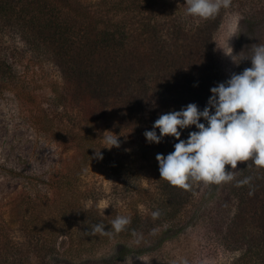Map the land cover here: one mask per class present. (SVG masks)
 Here are the masks:
<instances>
[{
    "label": "trees",
    "instance_id": "trees-1",
    "mask_svg": "<svg viewBox=\"0 0 264 264\" xmlns=\"http://www.w3.org/2000/svg\"><path fill=\"white\" fill-rule=\"evenodd\" d=\"M185 3L0 0V91L17 84L10 58L18 51L27 50L55 65L64 85L52 83L53 101L62 110L52 115L43 108L35 121L55 139L73 142L79 155L75 166L51 183L54 199L24 200L21 235L0 215V264H61L62 237L67 238V254L72 257L78 256L73 250L84 255L113 240L145 242L143 247L123 246L98 261L112 264L129 254L159 248L201 217L198 209H192L195 183L184 190L160 179L156 156L174 151L178 141L164 137L159 144H149L144 136L161 114L179 111L189 103L202 110L210 89L224 82L214 39L225 8L212 18L199 19L186 14ZM257 19L251 13L244 24L254 30ZM196 130L194 126L184 130L181 139ZM107 132L130 143L133 159L129 156L125 161L114 147L102 148L110 147L101 138ZM99 150L102 159L96 156ZM137 158L148 163L150 186L135 175ZM97 161L107 163L125 185L128 175L137 179L127 212L113 203L103 211L80 185L85 169ZM245 179L248 183H239ZM219 198L215 211L220 237L235 253L228 264H264V170L251 161L243 162ZM153 211L160 216L153 219ZM118 215L131 218L124 231L91 233L99 223L111 230V221ZM91 262L96 263L87 258L83 264Z\"/></svg>",
    "mask_w": 264,
    "mask_h": 264
},
{
    "label": "rangeland",
    "instance_id": "rangeland-1",
    "mask_svg": "<svg viewBox=\"0 0 264 264\" xmlns=\"http://www.w3.org/2000/svg\"><path fill=\"white\" fill-rule=\"evenodd\" d=\"M251 13L258 18V26L254 30L244 24ZM214 41L223 81L233 73L238 74L251 67L253 48L257 44H264V0H231ZM228 43L233 49V55H237V62L245 58L239 65L223 53L221 48L228 50ZM10 61L17 84L0 91V215L12 231L21 235V205L24 200L30 197L40 203V200L54 199L56 193L51 183L59 175L71 170L79 155L73 142L55 139L35 121L43 108L52 115L62 110L53 101L52 91V83L64 85L61 71L48 61L34 57L27 50L16 52ZM120 142L122 147H114L116 153L125 161L129 160V156L133 159L134 151L130 152V143L127 140ZM138 158L134 161L138 165L135 175L141 176L142 183L150 186L152 176L148 163ZM242 163L238 162L236 169L230 167L226 171H233L235 175ZM107 165L103 161L91 163L85 169L80 185L103 211L113 203L117 207L122 206L120 209L127 212L133 205L132 189L137 179L130 174L125 185ZM228 183H222L216 188L195 183L192 209L200 211L201 217L198 220L174 234L159 248L143 254H129L112 264H183L185 260L187 264H228L235 253L228 250L221 240L215 211V202L223 196ZM212 189L215 193L211 192ZM65 239L62 237L59 240L61 264H83L87 258L96 262H91L93 264H103L98 261L123 246L146 245L145 242L140 244L133 240H113L84 255L80 254V250H73L78 256L72 257L67 254L68 240Z\"/></svg>",
    "mask_w": 264,
    "mask_h": 264
},
{
    "label": "clouds",
    "instance_id": "clouds-1",
    "mask_svg": "<svg viewBox=\"0 0 264 264\" xmlns=\"http://www.w3.org/2000/svg\"><path fill=\"white\" fill-rule=\"evenodd\" d=\"M230 4L231 0H186V14L209 19ZM221 49L236 65L245 59L237 62V55H233L229 43L228 50ZM250 60L251 67L238 74L233 73L226 81L210 89L211 95L202 110L197 104L189 103L179 111L161 114L153 123L152 130L144 132L149 144H159L164 137L178 141L174 144V151L166 156H156L160 179L188 190L194 182L219 185L233 181L234 172L226 171V165L234 170L238 162L251 161L257 169L264 170V44L253 48ZM192 126L197 130L190 131L187 139H181L182 132ZM107 133L110 134H103L101 138L110 147L102 148H119V137L112 132ZM96 156L103 158L100 150L96 151ZM239 183H248V179ZM151 215L156 219L160 212L153 211ZM130 223V217L118 215L111 221V230H106L99 223L93 225L91 233L119 234Z\"/></svg>",
    "mask_w": 264,
    "mask_h": 264
}]
</instances>
